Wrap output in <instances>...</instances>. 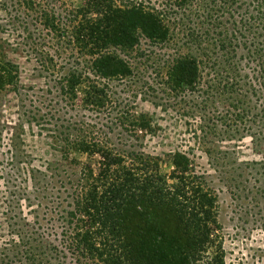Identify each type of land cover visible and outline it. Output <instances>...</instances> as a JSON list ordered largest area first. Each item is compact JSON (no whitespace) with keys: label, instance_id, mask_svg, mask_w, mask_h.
Listing matches in <instances>:
<instances>
[{"label":"trees","instance_id":"trees-1","mask_svg":"<svg viewBox=\"0 0 264 264\" xmlns=\"http://www.w3.org/2000/svg\"><path fill=\"white\" fill-rule=\"evenodd\" d=\"M0 11L8 15L0 31L26 30L69 102L107 107L114 80L161 92L199 120L198 145L250 137L253 160L206 153L226 176L247 175L257 190L264 183V0H0ZM47 42L53 54L42 49ZM17 68L0 64V91L13 85L20 94L6 77ZM129 110L125 129L136 138L152 120ZM30 112L35 125H52L50 113ZM53 126L62 168H28L29 187H18L2 213L9 238L0 242V264H227L217 194L187 151L164 158L89 127ZM247 182L231 180L238 191Z\"/></svg>","mask_w":264,"mask_h":264},{"label":"rangeland","instance_id":"rangeland-1","mask_svg":"<svg viewBox=\"0 0 264 264\" xmlns=\"http://www.w3.org/2000/svg\"><path fill=\"white\" fill-rule=\"evenodd\" d=\"M150 1L162 4V0ZM7 17L4 11H0V18L7 20ZM8 31H0V64L10 61L17 65V77L14 76L15 72L7 73L6 77L11 76L14 83L18 84L20 94L15 92L13 85H7L0 91V242L9 238L6 225L8 219L2 213L19 191L18 187H29L28 168H62V152L59 148L62 143L53 137L58 133L49 131L55 129L53 125L56 124L61 130L71 126L86 131L89 127L97 135L110 137L114 143L133 142L141 146H137L139 150L164 158L170 152L187 151L197 168L206 173L208 184L217 194L218 221L227 264H264V183L257 190V186H252L256 185L253 179L247 175L241 178L226 176L221 171V164H218L221 161L214 156L210 159L206 153L207 147H214L220 151H236V155L230 154L234 160H253L258 155L253 151L250 137L243 142H229L218 136L212 138V145H198L193 130L199 120L187 108L167 105L161 92L144 93L127 88L124 85L126 81L109 82L113 102L107 107L96 109L86 106L80 98L69 102L56 87L57 77L39 64L36 57L40 56L33 50V41L26 37V30L18 28L12 31L9 28ZM35 37L38 39V34ZM46 39H50V36H46ZM52 44L47 42L42 49L53 54V49L48 46ZM152 49L161 52L154 46ZM37 108L45 115L50 113L46 119L52 125H35L31 121L30 111L35 112ZM126 109L138 116L146 115L152 120L151 127L138 129L137 137L134 138L125 129L128 126L124 122ZM51 114L54 115L52 119ZM55 117L59 120L56 121ZM117 146L120 147V144ZM230 167L231 171H235L233 174L240 173L237 166ZM51 171L46 173L51 174ZM232 179H247V190H236L231 183ZM18 201L20 203L16 205L23 207L26 212V202Z\"/></svg>","mask_w":264,"mask_h":264}]
</instances>
